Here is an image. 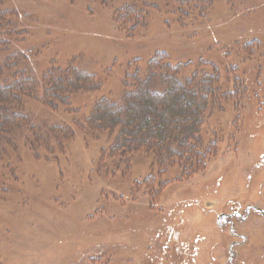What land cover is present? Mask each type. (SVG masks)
I'll use <instances>...</instances> for the list:
<instances>
[{
  "label": "rangeland",
  "instance_id": "rangeland-1",
  "mask_svg": "<svg viewBox=\"0 0 264 264\" xmlns=\"http://www.w3.org/2000/svg\"><path fill=\"white\" fill-rule=\"evenodd\" d=\"M14 1L17 10L51 20L63 13L70 29L58 19L53 29L28 31L32 43L54 41L58 60L91 74L115 72L138 58L141 45L182 42V32L157 14L129 39L98 3L93 9L75 0ZM205 1L212 21L200 26L203 44L192 58L220 64V80L224 65L251 75L243 83L233 79L226 104L201 125L208 144L216 142L203 170L179 182L172 178L163 191L157 175L154 190L138 186L148 176L146 158L135 156L130 168L114 170L103 155L110 145L105 136L76 128L57 160L30 153L12 160L15 188L0 204V264H264V0ZM151 80V92L160 94L159 82ZM74 118L46 110L40 124L72 128ZM235 211L241 219L231 231L219 215Z\"/></svg>",
  "mask_w": 264,
  "mask_h": 264
},
{
  "label": "trees",
  "instance_id": "trees-1",
  "mask_svg": "<svg viewBox=\"0 0 264 264\" xmlns=\"http://www.w3.org/2000/svg\"><path fill=\"white\" fill-rule=\"evenodd\" d=\"M75 1L87 2L93 9L98 3L110 10L112 22L129 39L157 14L165 19L164 25L182 32V42L141 45L138 58L116 66L115 72L103 71L111 75L91 74L71 61L58 60L51 53L54 41L32 43L28 31L53 29L58 19L70 29L72 24L63 13L51 20L31 10H17L14 0H0V204L15 188L10 182L15 180V160L26 153L57 160L77 129L84 135L105 136L110 145L103 155L114 170L130 168L135 156L146 158L148 176L138 186L154 190L157 175L163 191L172 178L173 182L189 178L203 170L209 153L216 150V142L208 144L201 125L212 110L226 104L231 94L228 84L233 79L247 82L251 75L249 69L223 64L225 75L220 80V64L192 58L203 44L196 36L203 29L200 26L212 21L205 0ZM48 52L53 56L47 59ZM145 52H150L148 57ZM152 76L159 82L160 94L150 90ZM112 78L115 82L110 88ZM46 110L51 115L73 114L72 128L51 120L41 126V112ZM80 113L84 116L79 117Z\"/></svg>",
  "mask_w": 264,
  "mask_h": 264
},
{
  "label": "flooded vegetation",
  "instance_id": "flooded-vegetation-1",
  "mask_svg": "<svg viewBox=\"0 0 264 264\" xmlns=\"http://www.w3.org/2000/svg\"><path fill=\"white\" fill-rule=\"evenodd\" d=\"M219 216H221L220 218H219V221H221V218L222 217H224V219H225V221H224V223L222 224L223 226H225V225H229V227H230V230H231V228L232 229H234V222H235V220H237V219H241V214L238 212V211H235V212H233V213H231V214H228V213H226V214H222V215H219ZM232 231V230H231ZM231 233V232H230ZM231 234H233V235H235V236H240V235H238V234H236L235 232H233V233H231ZM174 239H176V237H174ZM178 251V250H177ZM188 256L190 257V255L188 254ZM229 261H232L231 259H229L228 260V263L230 264V262Z\"/></svg>",
  "mask_w": 264,
  "mask_h": 264
}]
</instances>
